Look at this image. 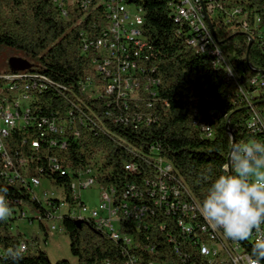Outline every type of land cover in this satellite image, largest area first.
<instances>
[{
    "label": "trees",
    "instance_id": "1",
    "mask_svg": "<svg viewBox=\"0 0 264 264\" xmlns=\"http://www.w3.org/2000/svg\"><path fill=\"white\" fill-rule=\"evenodd\" d=\"M234 1L230 0L232 5L254 9L264 19L263 0ZM122 2L143 10L142 30L149 48L137 64L146 71V78L159 81L154 97L144 95L141 104L129 101L128 108L114 97L93 99L81 91L82 83L96 77L94 49L89 48L86 53L82 49L100 35L106 22L101 9L85 14L74 1L59 5L54 0H0V51L19 53L14 57L29 62V73L43 78L44 87L43 92L34 94L37 100L32 108L33 126L15 130L5 140L6 153L14 160L25 158L29 177L47 179L61 188L72 207H77L81 199L72 198L71 182L86 168L93 170L99 188L112 193L113 205L120 215L122 205L130 209L145 207L140 228L130 221L122 223L121 231L130 234L136 243L133 248L122 240L114 242L96 230L93 223L81 221L78 226L69 215L64 216L62 229L78 264H126L131 257L138 264L198 262L196 247L187 243L176 228L179 220L189 219L170 211L165 204L155 205L156 201L161 203V195L158 187L154 188L159 180L154 163L160 159L171 167L164 183L179 185V202L193 201L200 206L211 183L224 174L222 165L227 163L232 148L231 133L239 144L264 143L263 136L254 135L247 128L253 114L250 106L264 112V85L252 88L249 93L256 89L258 95L246 100L221 66L212 64L211 56L190 44L188 26L175 18L172 0ZM218 39L219 46L231 53L241 82L246 80L244 72L249 69L250 77L264 83V43L255 41L249 48L244 35L228 41L222 36ZM6 73L11 71L0 74ZM11 85H19V79ZM51 119L67 123L63 137L49 133L47 126L42 125ZM195 120L198 126L194 125ZM71 121L77 125L78 137L72 136ZM201 125L213 130L212 138L206 137ZM59 139L67 140L64 149L50 145ZM35 140L39 148L33 151L31 143ZM51 159L56 160L60 171L54 170ZM1 168L0 161V172ZM0 187L8 189L12 210L41 209L28 191L1 175ZM174 202L167 201L170 206ZM12 222L9 218L0 222V264H52L44 252L31 253L38 248L36 240L29 241L10 231ZM43 223L40 221L39 226L45 231ZM197 240L201 241V237ZM23 242L28 246L23 259L6 258L7 248ZM235 243L250 254L254 242ZM175 246L183 258L178 257ZM54 264L70 263L62 260Z\"/></svg>",
    "mask_w": 264,
    "mask_h": 264
},
{
    "label": "built area",
    "instance_id": "2",
    "mask_svg": "<svg viewBox=\"0 0 264 264\" xmlns=\"http://www.w3.org/2000/svg\"><path fill=\"white\" fill-rule=\"evenodd\" d=\"M54 1L60 5L69 0ZM72 1L78 4L85 14H92V12L101 9V12L104 13L102 16L105 17L106 21L98 38L83 46V53H86L89 48L94 49L95 55L92 58V64L96 77L95 80L87 79L81 84L82 93L93 99L114 97L117 103L121 101L125 108H128L129 101H134V104H141L144 95L154 97L159 81L146 78V71L137 64L149 48L142 30V8L125 6L120 0ZM244 1L248 2L247 0ZM172 2L173 14H178L182 18V23L188 26L187 39L190 44L199 52L211 56L212 64L221 66L225 74L233 79L239 93L246 100L254 99L258 95L257 90L255 89L251 93L249 91L259 84L264 85L263 81L260 78L250 77V70L246 69L244 72L246 80L241 82L234 70L235 64L231 59V53L227 55L219 46L220 39L218 38L222 36L223 40L228 41L240 34L247 37L248 43L255 41L264 43V19L261 15L246 6L232 5L230 0H172ZM232 2L235 3L234 0ZM98 12L100 13V11ZM231 69L232 74H229L228 71ZM11 78H19V85H11ZM42 79L29 73V71L0 74V161L2 165L0 175L9 182L22 186L41 204V209H36L32 217H28L23 207L22 209L14 208L9 219L13 221L28 220L31 224L35 222L39 224L40 221L44 220L46 224L52 223L46 227L47 230L56 232L58 229L61 230V227L58 228L53 222L55 220L62 222V218L69 215L75 221L93 223L96 230L108 235L114 242L122 240L130 248L135 247L136 243L130 234L121 231L122 223L130 221L135 228H140L139 223L146 214L145 207L130 209V207L122 205L120 215L119 209L113 205L112 193L99 188L94 181L93 170L86 168L78 173L77 178L72 180L71 191L75 201L81 199L79 193L81 190L88 189L93 185L99 188L98 206L91 211L90 217L87 218L84 216L87 207L82 201L77 207H72L66 198L58 200L52 196H47V194H44L43 198L39 197L36 191L41 187V179L29 177L25 158L20 157L14 160L6 153L5 140L15 130H25L33 126L32 108L37 100L34 94L43 92ZM89 83L98 91L91 88L93 91L88 93L85 85ZM147 106L150 107V104ZM250 107L253 114L247 123V128L252 134L263 136L264 140V112L254 110L255 105ZM194 115H198L197 111H194ZM8 121H13V123L10 124ZM71 122L73 124L72 136L78 137L77 125L73 121ZM42 125L47 126L49 133L61 137L64 136L69 127L66 122H59L56 119H51L49 122L44 120ZM194 125H199L198 120L194 121ZM37 128L41 129V126L38 125ZM200 128L206 133L207 138H212L213 130L211 128L204 125H201ZM66 144L67 140L65 139L52 140L50 143L51 146L59 147V149H64ZM38 148V141H33L31 149L36 151ZM51 163L55 171L61 170L55 159H51ZM154 164L159 176L158 184L155 183L154 188L158 187L161 195V203L156 201L155 205L165 204L170 208V211L179 212L184 218L189 219L188 222L179 220L176 224V228L180 232L179 235L185 237L186 242L197 249L198 262H190L189 264H247L249 254L243 253L241 247L227 238L222 229H216L209 225L201 215L198 204L193 201L190 203L178 201L182 195L179 185L164 183V178L169 176L171 167L160 159L156 160ZM130 169L133 170V168ZM152 195L155 194L152 193ZM172 200L175 202L171 206L168 205L167 201ZM64 208L66 212L62 214L61 210ZM42 209L45 214H42ZM200 237L201 241H199L200 239L197 240ZM253 238L256 236L253 235ZM21 244H24L27 250V244L24 242ZM175 251L179 258H183L178 246H175ZM126 264H138V262L131 257ZM148 264L161 263L149 262Z\"/></svg>",
    "mask_w": 264,
    "mask_h": 264
},
{
    "label": "clouds",
    "instance_id": "3",
    "mask_svg": "<svg viewBox=\"0 0 264 264\" xmlns=\"http://www.w3.org/2000/svg\"><path fill=\"white\" fill-rule=\"evenodd\" d=\"M228 73L232 74V69ZM222 170L224 174L211 183L199 206L201 215L232 241H246L255 235L247 264H264V143L233 142L229 162L222 165ZM7 192L6 187H0V222L12 215ZM25 251L24 244L9 247L6 258L19 261Z\"/></svg>",
    "mask_w": 264,
    "mask_h": 264
},
{
    "label": "rangeland",
    "instance_id": "4",
    "mask_svg": "<svg viewBox=\"0 0 264 264\" xmlns=\"http://www.w3.org/2000/svg\"><path fill=\"white\" fill-rule=\"evenodd\" d=\"M69 1L71 2L72 0ZM228 53L230 52H227L226 54L228 55ZM14 56H20V54L15 51L9 50L0 51V73L9 71L8 60L9 58ZM88 79L95 80V76ZM85 87H87L86 91L88 93H91L93 91L91 89L93 88V86H90V83L86 84ZM93 89L98 91V89L96 88ZM36 193L39 197L42 198L44 197V194H47V196H52L58 200L65 199L63 190L47 179L41 180V187L36 191ZM79 193L81 201L87 207V212L84 213V216L89 218L91 211L98 206L100 190L96 185H93L88 189L81 190ZM25 211L28 217H32L33 212L30 208L25 207ZM65 212V208L61 210L62 214ZM53 223L56 224L58 228L62 227L59 220H55ZM51 224L52 223H43L45 228L47 226L49 227ZM9 229L14 234L20 233L25 237V239L29 241L31 239L36 240L38 243V248L36 247L35 249L31 250V253H36L38 250L44 252L52 264L62 260H66L70 264H78L77 258L74 257L70 252L69 238L65 230L58 229V231L56 232H50L48 230L42 231L38 222L31 224L28 222V220H15L11 223V227H9Z\"/></svg>",
    "mask_w": 264,
    "mask_h": 264
},
{
    "label": "water",
    "instance_id": "5",
    "mask_svg": "<svg viewBox=\"0 0 264 264\" xmlns=\"http://www.w3.org/2000/svg\"><path fill=\"white\" fill-rule=\"evenodd\" d=\"M252 42L249 43V48L251 47ZM8 65H9V70L12 73H17V72H21V71H28L31 68V64L29 62H27L26 60L19 58V57H11L8 60ZM231 139H232V146H233V142H234V137L233 134H230ZM232 149V148H231ZM229 162V158L227 163ZM75 223L78 226L82 225L81 221H75Z\"/></svg>",
    "mask_w": 264,
    "mask_h": 264
},
{
    "label": "bare ground",
    "instance_id": "6",
    "mask_svg": "<svg viewBox=\"0 0 264 264\" xmlns=\"http://www.w3.org/2000/svg\"><path fill=\"white\" fill-rule=\"evenodd\" d=\"M120 2H122V0H120ZM123 3V2H122ZM123 5H125L124 3H123ZM125 6H127V5H125ZM175 15V18L177 19V20H182V18L181 17H179V15L178 14H174ZM202 53V52H201ZM19 78H11V84L14 82L15 83V80H18ZM12 184V183H11ZM61 229H62V227H61ZM250 241H253V242H255V240H256V238H253V236L249 239ZM237 244V243H236ZM239 247H240V245H239ZM241 250H242V252L243 253H245V254H248V253H246L244 250H243V248L241 247Z\"/></svg>",
    "mask_w": 264,
    "mask_h": 264
}]
</instances>
